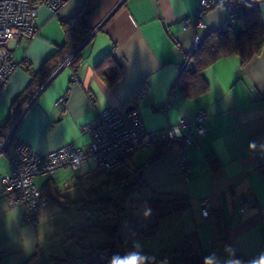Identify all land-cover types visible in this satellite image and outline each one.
I'll return each mask as SVG.
<instances>
[{
    "label": "crops",
    "instance_id": "crops-1",
    "mask_svg": "<svg viewBox=\"0 0 264 264\" xmlns=\"http://www.w3.org/2000/svg\"><path fill=\"white\" fill-rule=\"evenodd\" d=\"M85 1L69 0L58 14L40 7L38 34L30 40L17 38L8 43L13 58L22 66L12 72L0 91V131L10 133L9 148L0 153V186L1 178L10 171L8 157L15 143L41 154L67 143L87 147L90 137L82 126L109 107H135L150 130L163 129L204 109L206 130L196 135L185 151L189 164L186 181L179 168V149L146 164L157 149L155 145L141 147L132 156L129 169L121 170L143 167L144 185L138 198L180 196L189 201L182 209L159 218L151 236L138 238L133 244L126 236L122 238L126 240L124 246L130 243L127 254L140 264H174L172 250L182 246L185 234L196 232L204 264L208 260V264H264V218L257 205L239 211L243 198L264 206V49L246 65H241L235 54L215 60L202 71L207 89L200 94L185 96L176 81L195 35L205 37L224 29L223 8L209 9L204 17L207 28L198 30L184 25L198 0H91L85 23L92 32L73 66L57 69L20 105L10 128L3 127L12 102L31 82L32 72H39L64 44L61 20L79 13ZM257 11L264 23V0ZM232 26L240 29L241 23ZM114 61L121 63L122 69L111 81L104 75L110 74ZM139 90H143L140 97ZM60 97H64L63 103L57 102ZM211 159L216 161L215 167ZM99 173L90 163L82 171L62 168L33 181L40 189L47 185L76 201L84 197L75 198L68 193L70 186L63 191L60 185L71 180L79 186L80 175ZM205 197L211 203L207 217L201 214ZM134 206L138 215L132 227L135 230L154 222L158 215ZM68 208L72 207L49 200L35 212L36 222L32 224L26 221L22 206L9 205L0 193V264H52L51 257L81 255L83 250L68 248L53 253V244L44 232L47 221L57 219ZM215 214L227 243L217 240ZM71 228L70 235L76 229L70 226L68 230Z\"/></svg>",
    "mask_w": 264,
    "mask_h": 264
},
{
    "label": "built area",
    "instance_id": "built-area-1",
    "mask_svg": "<svg viewBox=\"0 0 264 264\" xmlns=\"http://www.w3.org/2000/svg\"><path fill=\"white\" fill-rule=\"evenodd\" d=\"M69 0H0V91L7 83L12 72L19 66L10 53L8 43L12 39L30 40L38 34L36 23L37 10L45 6L53 14H58ZM261 0H198L192 16L185 17L184 25L204 30L207 23L205 15L212 7L223 8L226 16L224 28L234 25L248 11L258 8ZM203 42V36L196 34L190 52L196 50ZM73 52L61 64L72 67ZM143 90L137 92L140 97ZM58 103L64 102L60 97ZM170 105L168 101L167 106ZM207 113L200 109L197 113L180 118L176 123L163 129H147L138 109L123 112L120 107H109L98 112L90 121L82 126V131L90 137L87 147L67 143L47 153L41 154L23 143H15L13 153L8 157L10 171L1 178L0 193L11 206H22L26 221L34 224L35 212L49 202V198L38 188L33 179L53 174L62 168L82 171L90 163L101 173L112 174L128 168L134 153L141 147H151L168 139L179 140V168L184 180L188 179L189 164L185 157L186 149L194 142L195 136L206 130L204 124ZM10 133L0 143V153L9 148ZM71 180L64 183V188L71 186ZM187 199L181 203L170 204L167 211H174L187 206ZM210 200H201V214L207 217L210 212ZM257 205L264 218V206L254 199L239 200V211L246 206ZM135 207L131 209L133 213ZM76 237L79 233L75 234ZM126 240H123V244ZM131 259L129 258V261ZM262 264V263H260Z\"/></svg>",
    "mask_w": 264,
    "mask_h": 264
},
{
    "label": "trees",
    "instance_id": "trees-1",
    "mask_svg": "<svg viewBox=\"0 0 264 264\" xmlns=\"http://www.w3.org/2000/svg\"><path fill=\"white\" fill-rule=\"evenodd\" d=\"M91 0H86L83 9L68 19L61 20V26L65 35L64 44L59 47L43 64L39 72H32V79L28 87L12 102L8 114L6 123L3 127L9 129L10 126L16 121L18 113L20 111V105L25 104L37 91L42 88L51 75L58 69L61 62L69 54L75 51L80 43L88 36L91 29L86 25L85 18L88 13V5ZM240 29H235L233 26H229L219 31L209 32L203 37L202 44L194 51L187 54L185 61L180 67L177 74L176 81L179 82L183 94L185 96H194L202 93L207 89V85L202 82V71L215 60L235 54L240 58L241 65H246L254 57L259 55L264 49V23L261 21V17L257 9L246 12L240 19ZM79 50L73 54L74 60L78 58ZM115 64L111 68L109 75H104L108 80L114 81L121 73L122 65L119 62L114 61ZM22 66V64H21ZM38 80V83L36 82ZM35 83V84H34ZM34 84V86H33ZM135 108V107H134ZM120 109L125 112L123 107ZM8 131H0V143L4 140ZM10 140V137L8 141ZM156 153L148 159L146 164H149L157 157L171 153L179 149L178 139H168L155 144ZM213 167L216 166V161L211 159L210 161ZM144 164V166L146 165ZM143 168V167H141ZM141 168H137L134 171H120L117 173L107 174L113 175L114 180L121 185L122 194L116 198H111L103 193L99 192V188L96 185L95 176L88 177L86 175H80L78 177L79 187L82 189L84 198L81 200H69L62 196L56 190L45 185L41 188V191L46 195L49 200L55 201L58 205L63 207H75L80 212L84 210H99L101 207L110 205L112 207V218L109 226L92 224V222L86 226L84 232L74 230L70 239L77 242L86 237L85 234L89 233L88 229L92 227L104 228L110 233V241L105 244H97L92 242L86 247H82L83 253L81 255H74L65 253L61 257H51L52 264H112L114 258L125 257L126 264H140L136 261H129V255L125 251L123 239L119 236L118 228L123 222L127 223V226L134 234L137 235H151L157 224V220L162 216L173 212L167 211L170 204L181 203L183 197L180 196H164L160 199H141L137 198L133 200V204L140 206L143 209L158 213L154 222L142 226L140 229L135 230L132 227L135 225L136 218L130 213L127 216L121 204L122 197L128 191L139 192L140 188L144 185L142 174L140 175ZM129 169V168H128ZM135 207V206H134ZM179 209H182L179 208ZM136 210V209H135ZM100 216L99 214H97ZM88 221L90 218L85 216ZM117 224L114 229V224ZM214 225L217 228L219 237L217 240L227 243V240L222 233V226L219 217L214 215ZM79 233L76 237L75 234ZM174 264H204L202 254L199 248V239L196 232L187 233L184 236L181 247L174 248L172 250Z\"/></svg>",
    "mask_w": 264,
    "mask_h": 264
},
{
    "label": "rangeland",
    "instance_id": "rangeland-1",
    "mask_svg": "<svg viewBox=\"0 0 264 264\" xmlns=\"http://www.w3.org/2000/svg\"><path fill=\"white\" fill-rule=\"evenodd\" d=\"M95 182L96 185L99 188V192L103 193L111 198H116L120 194H122L121 185L119 183H116L114 180L113 175H107L104 173H99L97 176H95ZM61 190L66 191L67 188H64V183L61 185ZM70 193L75 198H82L84 197V194L82 192V189L79 186H76L74 184H71L69 187ZM121 200L122 207L124 209L125 214L128 216L130 213V210L134 207L133 200L138 198L137 192L134 191H128L123 195ZM137 207H135L136 209ZM132 213L135 218L138 217L137 213ZM62 214L59 215V217H53L50 218L47 223L46 227L44 229L45 234H47L48 239H50L52 246L55 250H52L53 253H60L63 248H68L72 251L80 252L82 250V247L88 246V244L95 242L97 244H105L110 241V233L108 230L104 228H98V227H92L88 229V232L86 237L80 239L78 242L76 240L70 239V232L72 231V228L68 230L70 226L75 227L74 229L79 231V233L84 232L86 230L87 224L89 225L91 222L92 224H99L104 225L105 227L109 226L112 218V207L110 205H107L105 208L101 207L99 210H84V212H79L78 208H68L67 210L61 211ZM99 214L100 216H98ZM85 216L87 218H90V220H86ZM55 224H59V226L55 227ZM61 225V226H60ZM119 236L122 238H127V240L130 241L131 244L134 243V241L138 238L142 237H149L151 235H137L134 234L130 228L127 226L126 222H123L120 227L118 228ZM125 245V251L127 252V247L130 245ZM79 248V249H78ZM127 248V249H126ZM49 257V255H48Z\"/></svg>",
    "mask_w": 264,
    "mask_h": 264
},
{
    "label": "water",
    "instance_id": "water-1",
    "mask_svg": "<svg viewBox=\"0 0 264 264\" xmlns=\"http://www.w3.org/2000/svg\"><path fill=\"white\" fill-rule=\"evenodd\" d=\"M92 32V31H91ZM91 32L88 34V36L80 43V45L75 49V51L73 52V54L75 53V52H77L82 46H83V44L88 40V38L90 37V35H91ZM61 67H63V66H60L58 69H60ZM53 76V75H52ZM51 76V77H52ZM50 80V78L46 81V82H48ZM131 109H133L132 107H128L127 109H126V111H129V110H131ZM140 175H141V172H140ZM116 227H117V224L115 223L114 224V229H116Z\"/></svg>",
    "mask_w": 264,
    "mask_h": 264
},
{
    "label": "clouds",
    "instance_id": "clouds-1",
    "mask_svg": "<svg viewBox=\"0 0 264 264\" xmlns=\"http://www.w3.org/2000/svg\"><path fill=\"white\" fill-rule=\"evenodd\" d=\"M135 258L136 257L134 255L133 259H135ZM208 261H206V264H208ZM112 264H126V259H125V257L114 258L113 261H112Z\"/></svg>",
    "mask_w": 264,
    "mask_h": 264
}]
</instances>
